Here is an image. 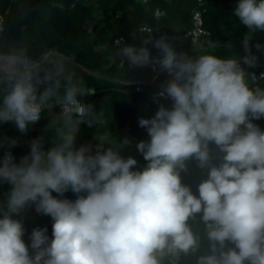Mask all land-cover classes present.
Masks as SVG:
<instances>
[{
  "label": "clouds",
  "instance_id": "1",
  "mask_svg": "<svg viewBox=\"0 0 264 264\" xmlns=\"http://www.w3.org/2000/svg\"><path fill=\"white\" fill-rule=\"evenodd\" d=\"M33 7L50 19L75 4ZM166 14L157 9L153 18ZM233 15L248 30L243 57L190 55L148 26L131 43L115 41L126 73L125 62L150 67L153 79L165 75L154 115L138 119L149 137L135 142L144 165L122 155L133 141L109 132L75 57L35 55L0 17V125L26 135L47 118L27 154L0 160V187L9 186L0 199V264H264V129L255 123L264 118V73L244 67L257 63L250 42L264 33V0H238ZM82 125L94 133L78 145ZM18 144L0 136L9 153ZM193 166L202 175L195 191L184 181ZM30 209L51 217V237L47 226L28 233Z\"/></svg>",
  "mask_w": 264,
  "mask_h": 264
},
{
  "label": "trees",
  "instance_id": "2",
  "mask_svg": "<svg viewBox=\"0 0 264 264\" xmlns=\"http://www.w3.org/2000/svg\"><path fill=\"white\" fill-rule=\"evenodd\" d=\"M95 1L100 5L97 12L89 5H85L82 0H69L70 3L75 4L70 11L58 13L50 19H43L33 7L42 3L43 0H0V17L13 25L16 31L28 40L35 55L39 56L48 51L74 56V62L98 74L83 77L95 93L88 98L89 102L94 103L97 110L105 112L109 122V132L117 141H122L125 137L133 141L123 149L122 155L132 156L137 159L138 165H144L146 162L142 154L136 150L135 142L148 140L149 137L146 130L139 127L138 119L151 118L154 115L158 107H152L147 112L145 106L150 92L159 88V84L125 83L100 76L119 68L113 61L117 49L113 45L116 33L122 34L126 43H131V33L145 24L159 28L154 33L156 37L166 34L176 47L183 48L190 55L208 52L227 58L246 55L241 42L248 30L233 15V9L238 0H206L208 12L205 15V26L212 38L219 41V45L214 50L194 52L184 36L191 27L192 10L196 0H150L146 4L137 0ZM157 9L167 13L159 21L153 18ZM30 10L32 13L25 15ZM101 26L111 30V39L104 51H97L96 30ZM89 29L92 30L91 33ZM136 43L138 44L139 41ZM250 43L253 55L264 56V49L258 51L255 47L257 43L264 45V33L255 34ZM46 123L47 118H42L30 128L26 135L20 134L11 123L0 125V136L19 138V144L11 149L10 153L8 150L0 149V160L8 154L16 156L17 159L27 154L30 150V141L41 134ZM255 123L264 129V118ZM93 133L94 129L82 125L77 144L92 141ZM201 178V173L193 166L184 176V181L195 191ZM8 187V185L0 187V199L3 198V192L7 191ZM65 197L75 199V195L71 192L65 193ZM44 226H47L48 235L51 237V217L39 215L34 209H30L25 217L28 233L30 234L35 227ZM24 239L26 243H29L27 234Z\"/></svg>",
  "mask_w": 264,
  "mask_h": 264
},
{
  "label": "built area",
  "instance_id": "3",
  "mask_svg": "<svg viewBox=\"0 0 264 264\" xmlns=\"http://www.w3.org/2000/svg\"><path fill=\"white\" fill-rule=\"evenodd\" d=\"M137 1L143 4H146L150 0H137ZM207 12H208V8H207L206 0H196L195 5L192 10L191 27L184 36V39L190 43L191 48L194 52H197L198 50H214L219 45V41L214 40L212 38L210 31L205 26V15L207 14ZM144 26H147V25L143 24L140 27H144ZM106 28L111 32V30L108 27ZM120 38H123L125 41V37L122 34L116 33V37L113 40V45L115 47H117L115 41ZM154 50L155 49H152L153 54L155 53ZM114 58H116L115 63L119 67L118 57L115 55ZM125 67H127V62H125ZM244 67L247 72L254 73L255 76L257 77H259L261 73H264L263 64L256 63V66L254 68H248L247 66H244ZM158 90L159 88L150 92L149 100L145 106L146 107L145 110L147 112H149L152 107L159 106V102H154V94ZM165 103L166 105L170 106V102H165Z\"/></svg>",
  "mask_w": 264,
  "mask_h": 264
},
{
  "label": "rangeland",
  "instance_id": "4",
  "mask_svg": "<svg viewBox=\"0 0 264 264\" xmlns=\"http://www.w3.org/2000/svg\"><path fill=\"white\" fill-rule=\"evenodd\" d=\"M85 5H89L95 12L99 11L100 5L94 1L82 0ZM111 39V32L106 28V26L99 27L96 30V50L97 51H104L110 43ZM151 48V46L149 45ZM178 51H184L183 48L176 47ZM156 52V50H154ZM59 54L57 52H53ZM155 54V53H154ZM62 55V54H59ZM116 58L113 57V61L115 63ZM257 63L264 65V56H257ZM73 67L77 74L80 77H87V76H96L97 73L92 72L84 68L83 66L73 62ZM117 68V67H116ZM127 73L123 69L117 68L115 71L110 73L100 74L101 77H108L109 79H113L120 82L130 83L132 82H139L141 84H160L164 79L165 75L161 74L157 79H153L154 73L152 72L151 68H134L128 69V66L125 67Z\"/></svg>",
  "mask_w": 264,
  "mask_h": 264
}]
</instances>
